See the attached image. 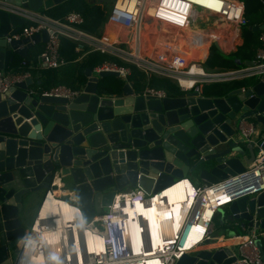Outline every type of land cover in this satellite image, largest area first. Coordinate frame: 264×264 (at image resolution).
<instances>
[{
    "label": "water",
    "instance_id": "95a60500",
    "mask_svg": "<svg viewBox=\"0 0 264 264\" xmlns=\"http://www.w3.org/2000/svg\"><path fill=\"white\" fill-rule=\"evenodd\" d=\"M3 1L41 11L65 0ZM22 23L21 16L0 8V68L47 38L41 30L6 41ZM251 28H264V21ZM231 59L241 64L238 57ZM105 74L118 75L85 68L83 86L69 96L30 92V77L0 93V264L14 257L25 229L23 204L34 191L42 195L64 183L88 221L126 187L150 193L189 172L209 184L241 171L252 159L253 142L244 141L238 128L241 120L264 126V70L243 89L223 95L187 89L161 98L137 93L129 81L115 93L101 92L97 80ZM224 206L217 209L220 221L226 217L240 230L253 229L264 259V189ZM233 258L222 245L185 251L173 264H228Z\"/></svg>",
    "mask_w": 264,
    "mask_h": 264
},
{
    "label": "built area",
    "instance_id": "2783aa9c",
    "mask_svg": "<svg viewBox=\"0 0 264 264\" xmlns=\"http://www.w3.org/2000/svg\"><path fill=\"white\" fill-rule=\"evenodd\" d=\"M0 8L23 18L21 26L12 34L5 36L6 41L12 38L29 37L45 30L47 38L42 42V47L35 57V65L41 68L57 67L65 62V58L59 54V38L66 36L74 40L77 47L85 45L83 53L90 50L109 53L123 61L133 63L146 77L154 73L171 78L183 91L187 89L200 91L204 82L250 77L264 70V30L258 35L260 45L255 50L251 64L220 69L212 68L214 66L209 67L205 63L207 47L218 48L222 40L226 38L227 41L230 38V42L234 40L231 35L238 37L233 34V31L238 32L240 25L246 20L243 0H112L98 33L82 29L78 25L82 17L75 10H70L59 18L3 0H0ZM260 16L264 21V12ZM203 47L206 49L203 50ZM103 69L116 70L118 76L127 81L125 76L128 68L126 66L114 61H102L91 70L98 72ZM26 77H30L28 71L0 68V93L7 91L14 82L24 80ZM34 90L37 89L28 87V91ZM79 90H71L58 84L37 91L47 95L69 96ZM137 93L158 98L165 97L163 89L151 86H145ZM238 135L244 141L253 142L252 159L244 165L241 171L213 183L197 184L189 177L183 176L175 178L171 183L150 193H145L139 187L116 191L109 204L105 206V210L93 215L88 221L82 219L72 191H66L70 193L67 197L63 196L65 195L63 193L55 194L56 197L68 203L74 211L73 216L65 220L63 228H60V239H58L60 241L58 242L62 250L57 255L52 252L46 253L44 247L45 244H55L57 241L48 243L49 241L44 240V237L39 238L41 237L40 230L54 231L56 227H59L57 226L59 222L54 215L50 213L44 216L39 215L42 199L45 198L47 192L55 191L51 187L45 189L37 203L34 215L24 229L10 264H21L20 259L24 254L27 257V264H31L29 261L34 253L38 254V250L40 253L38 255H41L38 264H132L138 257L136 253L138 245L137 250H133L131 239L124 231L125 219L120 211L122 202L126 203L129 200L128 205H131L136 200L143 207H148L154 195L160 196V191L172 185L177 179L186 178L192 187V196L197 200V205L195 208L189 205L174 238L177 242L180 234L183 235L185 231V241L188 232L186 225L191 222L192 225L199 227L201 239L191 248H182L173 241L168 242L170 243L169 251H163L164 253L157 254V257L161 264H173L183 252L193 250L199 242L208 237L209 228L218 207L224 206L243 194H253L264 189V146L262 145L264 131H260L249 120H241ZM51 183H53L52 180ZM59 184L57 183L56 186ZM210 190H217L214 195L215 202H212L210 198L206 201L204 198L206 192ZM222 194L227 199L219 202ZM116 202H118L117 205ZM114 216L120 217L123 228ZM96 218L98 225L94 222ZM137 221L141 227L140 234L143 241L141 244H144L146 248L148 239L142 232L144 224L138 218ZM115 227L118 228V235L115 234ZM85 229L91 234L100 236L99 249H96V246L87 248ZM63 232L66 234L64 235ZM29 235L36 241L34 248L27 247L26 238ZM255 237L256 232L253 229L248 230L237 242L236 251L233 252L234 258L228 264H264V259L254 243ZM57 247L56 245L55 248Z\"/></svg>",
    "mask_w": 264,
    "mask_h": 264
},
{
    "label": "trees",
    "instance_id": "16d2710c",
    "mask_svg": "<svg viewBox=\"0 0 264 264\" xmlns=\"http://www.w3.org/2000/svg\"><path fill=\"white\" fill-rule=\"evenodd\" d=\"M257 0L251 2H244L245 8H253V18L247 17L246 20L240 25L239 32L241 37V43L234 52L233 55L229 56V63L224 62V53L218 48L212 46L207 51L205 63L207 66H217L221 65H235L236 63L231 59L232 57H238L241 63L244 61L251 60L254 57L255 50L260 45V40L258 35L262 29H252V24H260L261 17L257 15ZM70 10H75L78 12L82 21L78 24L82 29L87 30L92 33H98L99 28L104 20L105 14L108 7L105 4V0H65L61 3L53 5L50 8L43 9L41 11L53 17H62ZM40 46L32 45L27 49L25 55L13 54V58L8 62L4 69L14 70V71H28L32 83L31 88L42 90L48 89L51 86L58 84L64 85L71 90H79L84 82L85 75L84 69L93 67L102 61H114L119 65L126 66L128 72L126 73V80L129 81L136 91L142 90L145 86H151L156 88H161L165 92V96H177L183 92L178 84L169 77L157 75L151 73L148 77L137 68L133 63L126 62L120 58L111 55L106 52H101L99 50H90L83 53L85 45L82 47H77L74 40L66 36H60L59 38V54L65 58V62L57 67L41 68L35 65V57ZM253 79L252 77H242V78H232L226 80H215L204 82L200 87V92L204 95H223L227 91L243 87ZM124 79L118 75L105 74L98 78L97 89L105 93H115L119 91L121 85L124 83ZM194 183H200L199 180L194 181ZM215 217V215H214ZM215 219V218H213ZM234 220H229L226 217L222 219V226L232 225ZM215 223H220L218 218L215 219ZM229 223V224H228ZM237 229V228H236Z\"/></svg>",
    "mask_w": 264,
    "mask_h": 264
},
{
    "label": "bare ground",
    "instance_id": "6f19581e",
    "mask_svg": "<svg viewBox=\"0 0 264 264\" xmlns=\"http://www.w3.org/2000/svg\"><path fill=\"white\" fill-rule=\"evenodd\" d=\"M229 39L230 38H228V41L227 38L222 40L224 46L227 44H231ZM218 49L220 50V47H218ZM221 50H223V48H221ZM181 81L186 82V80L183 79H181ZM58 191L55 190L53 192H47L45 198L42 199V203L39 209V215L44 216L50 213L51 215H54L57 222H59V225H57L59 227H56V230L54 231H51L50 229L40 230L41 237L39 238L44 237V240L49 241L48 243L57 241L55 244L44 245L45 252H52L54 253V255H57L62 250V247L59 246L58 242L60 241L58 240L60 239V228H63V222L71 218L74 214L73 208L69 207L68 203H66L63 199L55 196V194L61 193V191ZM216 193L217 190L207 191L204 195V198L206 199V201L207 198H210L212 202H215L216 199L214 195ZM192 194L193 191L189 180L186 178H182L177 179L176 182L172 183V185H169L168 187L160 191V196L158 194L154 195L152 197L153 201H151V205L148 207H143L141 203L136 200L131 205H128V199L126 203L124 201L122 202L120 211H122V215L125 219L124 231L131 239L133 250H137L138 245V250L136 251L138 257L132 264H161V261H159L157 254L162 255L161 253H164L163 251H169L170 243L168 242L173 241V243L175 242L176 245H179L182 248H191L201 239L200 231L198 230L199 227L196 225H192L193 223L191 222H189L188 224L186 223L188 232L185 241V231L183 235L182 233L180 234L177 242L174 238L176 235V230L180 222L182 221L183 216L189 209L188 207H190L189 205H191V207L193 208H195V206L197 205V200L194 199V196H192ZM224 196L225 195L223 194L220 196L221 198L219 202H223L227 199V197ZM160 199H162V201H160ZM180 203H182L181 206ZM115 204L117 205L118 202H116ZM114 218L119 221L120 227L123 228V222L120 220V217L114 216ZM137 218L139 220H142L144 224L142 232L145 233L148 239V245L146 248L144 247V244H141L143 243L140 234L141 227L140 223H138L137 221ZM94 222L97 225L99 224L97 218ZM166 223L169 224L167 225ZM85 232L87 235L85 236L87 248L90 249L96 246V249H99L101 240L100 236L97 234H91L89 230H86ZM63 234L65 235L66 233L63 232ZM26 242L27 247L30 248H34L36 245V241L31 235L26 238ZM56 245L58 246L57 248H55ZM38 254H40L39 250ZM38 254L34 253V255L31 257L29 261L31 264L39 263V261L41 260V255L39 256ZM20 263L27 264V257L25 254L21 257Z\"/></svg>",
    "mask_w": 264,
    "mask_h": 264
},
{
    "label": "crops",
    "instance_id": "0c3cea01",
    "mask_svg": "<svg viewBox=\"0 0 264 264\" xmlns=\"http://www.w3.org/2000/svg\"><path fill=\"white\" fill-rule=\"evenodd\" d=\"M102 1H104V0H102ZM244 1L251 2L253 0H244ZM263 7H264V2L262 0H260L259 5L257 6V15H258V17H261L260 15H262V12L259 11V10L262 9ZM253 11H254V9L250 8L249 6H248V8H245V10H244L245 17L247 15V17H252L253 18V16H252ZM41 12H43V11H41ZM233 34H236L238 37H235V36L232 37V38H234V41H235L234 43L236 45V49L234 48L232 50L237 51V49H238V47H239V45L241 43V37H240L239 29H238V32L237 31H233ZM232 42L233 41H231L230 43H232ZM38 44H39L40 47H42V43H37L35 45H38ZM230 45L231 44H229V45L227 44V45L224 46V44L221 42L220 50H221V48H223V50H221V52H223L224 54L226 52H228L227 50H230ZM208 48L209 47H207V49L203 47V50L206 49V53H207V51L209 50ZM224 66H232V65H230V64L229 65H221V64H219V65L214 66L212 68L225 69ZM241 66H246V64L241 63L240 67ZM234 67H237V65L233 66L232 68H234ZM248 119H250V118H248ZM256 127L260 131H264V126L256 125ZM186 175L191 180H194V181L198 180V178H196V175L194 176V175H192V173H187ZM130 188L131 187H126L125 189H123V191L124 190H128ZM54 190H57V191L59 190L58 192L61 191V193L67 194L68 196L70 194V193L66 192V191H70V189L68 188V186L64 185V183H60L59 185L55 186ZM40 197H41V191L40 192L39 191H34L25 200V202L23 204L22 211H21V220H22V222H23L25 227L28 226L29 221H30V219L32 218V216L34 214V211L36 209V206H37V203H38ZM219 215H220V213H219ZM219 215L214 217V218L215 219L218 218V221L220 223H218V224L215 223V219H213L211 227L209 228L210 230H209V233H208V237L205 238L203 241L199 242L195 246L194 249H206V248H211V247L215 248V247H220V246L224 245V246H227L228 249L230 248L232 250V252L236 251L237 242L240 239L243 238V236L246 234V232H248V230H242V229L240 230V228L237 225L238 223H236L235 221H233V226L230 225L229 223H228L229 225H227V226H222L221 225L222 220L220 221ZM16 250L17 249H15V252H16ZM15 252H14V254H15ZM11 256H12V254H11Z\"/></svg>",
    "mask_w": 264,
    "mask_h": 264
},
{
    "label": "rangeland",
    "instance_id": "374dc122",
    "mask_svg": "<svg viewBox=\"0 0 264 264\" xmlns=\"http://www.w3.org/2000/svg\"><path fill=\"white\" fill-rule=\"evenodd\" d=\"M111 2H112V0H105V4H106V6L107 7H109V5L111 4ZM257 2V4L259 5V2H260V0H257L256 1ZM259 11H261V12H264V7L262 8V9H260ZM246 18V17H245ZM256 18H259V17H256ZM136 38L138 37V34H137V31H136ZM228 36H230V35H228ZM231 37H233L232 35H231ZM231 41H233L232 43H231V45H230V50H227L228 52H226L225 53V55H224V62H225V64H228L229 63V56H231V55H233L234 54V50H232V49H236V45H235V41L234 40H231ZM233 66H235V65H232V66H224L225 67V69L226 68H232ZM190 173V172H189ZM192 175H196V178H198V176H197V174L196 173H192ZM63 196H65V197H67V195L65 194V195H63ZM224 209H226V206H224ZM219 215V213L218 212H216L215 213V217L216 216H218ZM31 220V219H30ZM29 221V220H28ZM30 222V221H29Z\"/></svg>",
    "mask_w": 264,
    "mask_h": 264
},
{
    "label": "clouds",
    "instance_id": "9594fccd",
    "mask_svg": "<svg viewBox=\"0 0 264 264\" xmlns=\"http://www.w3.org/2000/svg\"><path fill=\"white\" fill-rule=\"evenodd\" d=\"M56 186V185H55ZM55 186H52L51 188H55ZM67 195V194H66ZM42 196V195H41ZM41 198V197H40ZM40 200V199H39ZM35 212V211H34ZM34 215V214H33ZM115 234L118 235V228L115 227Z\"/></svg>",
    "mask_w": 264,
    "mask_h": 264
}]
</instances>
